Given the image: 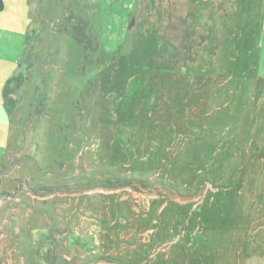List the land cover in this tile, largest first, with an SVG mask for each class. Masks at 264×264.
<instances>
[{"label": "rangeland", "instance_id": "obj_1", "mask_svg": "<svg viewBox=\"0 0 264 264\" xmlns=\"http://www.w3.org/2000/svg\"><path fill=\"white\" fill-rule=\"evenodd\" d=\"M2 2L0 264H264V0Z\"/></svg>", "mask_w": 264, "mask_h": 264}, {"label": "trees", "instance_id": "obj_2", "mask_svg": "<svg viewBox=\"0 0 264 264\" xmlns=\"http://www.w3.org/2000/svg\"><path fill=\"white\" fill-rule=\"evenodd\" d=\"M88 28H89V25L86 21H80L79 22V28L77 29V31L74 34L75 38L78 40V42L81 45H83L85 47V49H89V47H90V45H89L90 41H88L89 38L86 37V31ZM98 47H99V44L97 42L95 49H97Z\"/></svg>", "mask_w": 264, "mask_h": 264}, {"label": "water", "instance_id": "obj_3", "mask_svg": "<svg viewBox=\"0 0 264 264\" xmlns=\"http://www.w3.org/2000/svg\"><path fill=\"white\" fill-rule=\"evenodd\" d=\"M4 6H3V2L2 0H0V12L3 10Z\"/></svg>", "mask_w": 264, "mask_h": 264}]
</instances>
